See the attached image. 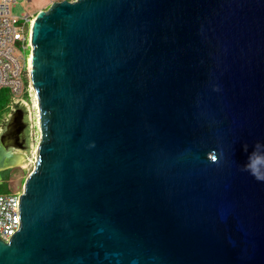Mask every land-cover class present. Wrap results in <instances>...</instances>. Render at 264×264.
<instances>
[{
    "label": "water",
    "instance_id": "95a60500",
    "mask_svg": "<svg viewBox=\"0 0 264 264\" xmlns=\"http://www.w3.org/2000/svg\"><path fill=\"white\" fill-rule=\"evenodd\" d=\"M30 48L40 142L0 264H264V0L57 1Z\"/></svg>",
    "mask_w": 264,
    "mask_h": 264
},
{
    "label": "built area",
    "instance_id": "2783aa9c",
    "mask_svg": "<svg viewBox=\"0 0 264 264\" xmlns=\"http://www.w3.org/2000/svg\"><path fill=\"white\" fill-rule=\"evenodd\" d=\"M17 1L0 0V91L7 89L12 95L13 102L9 109L12 112L20 108L29 111L28 102L23 96L35 98L29 57L23 66L21 58L15 53L20 43L30 46V34L35 16L34 14L22 18L12 16L10 6ZM22 20L25 21L23 26L27 24L29 27L28 37L19 31L20 27L24 29L20 24ZM21 195L22 193L0 194V238L5 242H9L15 232L21 228Z\"/></svg>",
    "mask_w": 264,
    "mask_h": 264
},
{
    "label": "rangeland",
    "instance_id": "374dc122",
    "mask_svg": "<svg viewBox=\"0 0 264 264\" xmlns=\"http://www.w3.org/2000/svg\"><path fill=\"white\" fill-rule=\"evenodd\" d=\"M61 0H18L16 3L11 4L10 13L12 16L22 18L25 15L38 14L42 10H46L54 2ZM75 1V0H68ZM25 21H21L20 33L25 37L29 36V27L27 24L23 26ZM31 52L30 46H26L25 43H20L16 47V55L21 58V63L24 66L25 60L29 57ZM22 97V96H21ZM28 102L29 118H30V130H29V144L27 150H13L15 154L16 167L6 172V178L3 183H0L1 193H23L24 183L34 170L36 162V149L40 142V133L38 129L39 112L35 107L34 99L23 96ZM13 102V97L7 89L0 91V125L7 116L10 105ZM8 114V115H9Z\"/></svg>",
    "mask_w": 264,
    "mask_h": 264
},
{
    "label": "flooded vegetation",
    "instance_id": "af4514ba",
    "mask_svg": "<svg viewBox=\"0 0 264 264\" xmlns=\"http://www.w3.org/2000/svg\"><path fill=\"white\" fill-rule=\"evenodd\" d=\"M8 114L9 112L0 125V145L2 143L7 144L9 146L8 149L13 153V150H27L31 125L29 111L26 108H20ZM14 161L15 156L6 164L3 170H0V183L5 181L6 172L17 166Z\"/></svg>",
    "mask_w": 264,
    "mask_h": 264
},
{
    "label": "bare ground",
    "instance_id": "6f19581e",
    "mask_svg": "<svg viewBox=\"0 0 264 264\" xmlns=\"http://www.w3.org/2000/svg\"><path fill=\"white\" fill-rule=\"evenodd\" d=\"M29 69L32 70V59H31V56H29ZM34 103H35V107L38 108V98H37L36 93H35ZM38 112H39V109H38ZM35 152L37 153V149H36ZM36 157H37V155H36Z\"/></svg>",
    "mask_w": 264,
    "mask_h": 264
},
{
    "label": "trees",
    "instance_id": "16d2710c",
    "mask_svg": "<svg viewBox=\"0 0 264 264\" xmlns=\"http://www.w3.org/2000/svg\"><path fill=\"white\" fill-rule=\"evenodd\" d=\"M0 194H8V193H1V190H0Z\"/></svg>",
    "mask_w": 264,
    "mask_h": 264
},
{
    "label": "clouds",
    "instance_id": "9594fccd",
    "mask_svg": "<svg viewBox=\"0 0 264 264\" xmlns=\"http://www.w3.org/2000/svg\"><path fill=\"white\" fill-rule=\"evenodd\" d=\"M37 15V14H36Z\"/></svg>",
    "mask_w": 264,
    "mask_h": 264
}]
</instances>
